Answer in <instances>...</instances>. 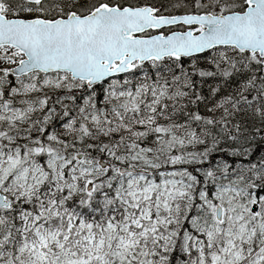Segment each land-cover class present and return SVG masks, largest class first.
Masks as SVG:
<instances>
[{
	"label": "snow or ice",
	"instance_id": "snow-or-ice-1",
	"mask_svg": "<svg viewBox=\"0 0 264 264\" xmlns=\"http://www.w3.org/2000/svg\"><path fill=\"white\" fill-rule=\"evenodd\" d=\"M0 264H264V0H0Z\"/></svg>",
	"mask_w": 264,
	"mask_h": 264
}]
</instances>
